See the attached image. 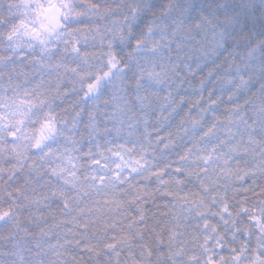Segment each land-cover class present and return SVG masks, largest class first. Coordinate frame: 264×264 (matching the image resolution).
<instances>
[{
	"label": "snow or ice",
	"instance_id": "6c2138e0",
	"mask_svg": "<svg viewBox=\"0 0 264 264\" xmlns=\"http://www.w3.org/2000/svg\"><path fill=\"white\" fill-rule=\"evenodd\" d=\"M0 25V264H264V0H3Z\"/></svg>",
	"mask_w": 264,
	"mask_h": 264
},
{
	"label": "trees",
	"instance_id": "16d2710c",
	"mask_svg": "<svg viewBox=\"0 0 264 264\" xmlns=\"http://www.w3.org/2000/svg\"><path fill=\"white\" fill-rule=\"evenodd\" d=\"M87 2H94V3H99V4H105V3H112V0H87ZM118 2V0H117ZM163 2H168V0H163ZM197 3H218V2H226V3H236L238 2V0H196ZM0 3H3V0H0ZM83 26V25H82ZM101 27H103V24H101ZM4 28L3 25H0V31H2ZM4 52V50L2 48H0V55H2ZM6 79V77H5ZM185 88L188 89V92L185 94V99L186 102L187 101H195L198 97L195 95L194 90L199 88V84L198 81L193 80L191 82V88H189V86L186 84ZM212 88V85H206L205 91H204V96L205 99H207V95H208V90H210ZM221 95L220 93V89L219 87H217L214 96H219ZM104 98H107V96H105ZM75 98L73 97L72 99L68 100L65 105L63 107L68 108L69 112H71V104L74 103ZM228 106V100H227V95H223V102L221 104V108H220V112H223L225 107ZM104 104L101 102L100 103V109L101 112L104 110ZM185 110H186V105H185ZM58 112H60L61 114H64L63 112V108H58L57 109ZM84 121H87V111L85 112L84 115ZM178 123V121H177ZM100 127L101 129L103 128V120L100 119ZM82 130H83V125L81 126ZM175 129H173L174 131ZM79 139V137H77ZM98 144H99V150L100 151H106V149L108 148H112L113 150L119 148L121 145H123L124 147H132L133 144L135 143L133 138H126L124 136H116L115 133H111V134H101L98 138ZM83 143L85 145L84 147V151L88 150V147L91 146L93 149V152H95L97 150V146H96V142L94 141L92 145L88 144V138L87 136H85V139L83 140ZM113 159H115V157H113ZM160 202L163 203V198H160ZM225 255H227V252L225 251L224 253Z\"/></svg>",
	"mask_w": 264,
	"mask_h": 264
}]
</instances>
